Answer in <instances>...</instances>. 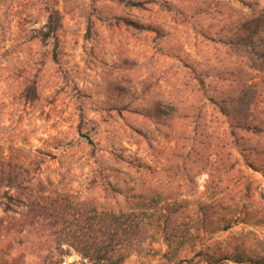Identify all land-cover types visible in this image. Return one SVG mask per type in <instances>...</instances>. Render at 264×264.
Listing matches in <instances>:
<instances>
[{"label": "rangeland", "instance_id": "obj_1", "mask_svg": "<svg viewBox=\"0 0 264 264\" xmlns=\"http://www.w3.org/2000/svg\"><path fill=\"white\" fill-rule=\"evenodd\" d=\"M12 1L19 17L13 27L7 24L11 16L4 19V29L12 30L8 46L11 39L20 41L25 30L39 33L52 13L59 30L57 62L50 55L54 41L35 40L20 63L0 65L14 70L44 61L32 68L34 73L40 69L39 100L28 110L7 105L13 82L0 81V102L6 104L0 106V145L7 155L15 144L22 148L15 155L25 157L26 164H38L32 169L46 194L83 190L103 162L106 180L125 194L139 186V166H150L161 185L185 192L192 202L189 193L204 189L208 173H228L221 146L228 141L223 132L234 114L243 123L264 122V0H156L158 5L148 11L130 8L127 0H33L30 6L25 0ZM28 14L32 24L20 26V18ZM218 30H225L221 41L202 36ZM239 135L244 137L236 154L239 168L264 194V154L252 152L264 139ZM212 142L220 146L218 152L222 149L217 158ZM5 192L0 191V227L12 222L13 228L12 218L21 217L4 213ZM111 197L113 206L125 207L115 204L121 197ZM168 205L179 208L181 228L195 225V204ZM51 228L49 222L45 234L53 238ZM242 228L233 232L238 235ZM12 232H0V245L9 244L4 237H16ZM234 233L215 238L225 240ZM152 235L154 240L163 238ZM36 238L33 228L18 235L12 256H24L27 264H46L38 256L51 253L49 245L26 248ZM66 249L64 264L82 261ZM166 252L163 243H147L124 264H171ZM184 257L191 254L182 253L174 262Z\"/></svg>", "mask_w": 264, "mask_h": 264}, {"label": "trees", "instance_id": "obj_2", "mask_svg": "<svg viewBox=\"0 0 264 264\" xmlns=\"http://www.w3.org/2000/svg\"><path fill=\"white\" fill-rule=\"evenodd\" d=\"M32 1L25 0V6H30ZM107 1L120 3L124 0H95L93 3ZM127 3L134 10L145 11L151 5H158L156 0H127ZM14 5L12 0H0V65L9 61L20 63L24 52H30V44L35 40L42 44L54 41L50 55L57 62L59 30L53 13L44 27L46 30H40L39 33L36 30H25L26 34L20 41L11 39L13 44L8 46L7 38L11 36L12 30L9 27L8 30L4 29V19L11 16L12 19L7 24L13 27L16 17H19ZM32 22L33 18L28 14L21 17L18 24L24 26ZM223 33L225 30H218L202 36L207 41L215 42L223 40ZM43 63L44 61L34 62L31 66L14 70L12 67H0V81L13 82L7 105L14 111L22 108L28 110L39 100L37 79L40 69L34 73L32 68L42 66ZM183 79L186 82L184 77ZM4 103L0 102V106H6ZM221 114L231 117L224 111ZM186 116L188 115L184 118ZM253 118L254 116H250V119ZM227 124L223 135L228 141L221 148L225 150L223 157L228 173L217 175L218 172L213 170L217 161L211 163L213 172L207 174L204 189L200 191L197 188L188 195L189 198H194L192 202L188 201L185 192H175L170 186L161 185L156 170L150 166H139V186L131 188L125 194L119 186L106 180L107 170L104 169L103 162L100 165L102 170L94 172L96 174H92V179H87L83 190L68 189L52 196L46 194L47 190L40 184H36L37 173L32 167L38 164L32 161L26 164L25 157L15 155V151L22 148L11 144L8 149L10 152L6 155L4 147L0 145V191L6 189L1 198L3 211L21 217L18 220L12 218L13 228L12 222L0 227V232L11 230L16 236L11 237L10 234L8 238L4 237L9 244L0 245V264H27L24 256L14 258L12 253L17 236L28 233L29 228L37 232L38 238L30 246L26 245V248L39 249L46 244L52 249L48 255L38 256L46 264H64L69 253L66 248L73 249L82 258L81 262L72 264H124L131 256L140 255L147 243H163L167 247L164 258L171 260V264H264V194L258 192L251 180L243 174L236 158L244 138L239 133L264 139V122L243 123L234 114ZM89 143L93 144L91 140ZM219 147L212 142L211 149H214L216 158L219 153L222 154V149L219 152L216 150ZM35 152L42 154L39 150ZM252 152L255 156L263 155L264 142H258ZM95 189L98 191L91 197V191ZM10 191H14V194ZM109 196L112 199L121 197L123 201H115V204H125V207L113 206L108 201ZM168 204H195L191 208L195 215V225L188 227L184 224L185 227L181 228L176 217L179 208ZM49 222L52 224L49 231L54 232L53 238L45 234ZM240 226L243 228L237 235L233 231ZM41 232L44 233L40 234ZM151 233H160L163 238L154 240L156 236ZM224 233L234 234L225 240L215 238ZM187 252L191 257L174 262L178 256L180 258L182 253Z\"/></svg>", "mask_w": 264, "mask_h": 264}]
</instances>
